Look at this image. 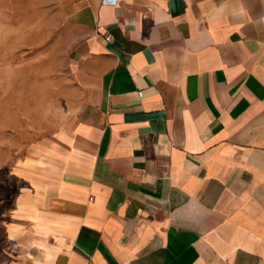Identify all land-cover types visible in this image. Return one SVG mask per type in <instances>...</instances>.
<instances>
[{"label":"crops","instance_id":"0c3cea01","mask_svg":"<svg viewBox=\"0 0 264 264\" xmlns=\"http://www.w3.org/2000/svg\"><path fill=\"white\" fill-rule=\"evenodd\" d=\"M54 2L59 87L0 67V264H264V0Z\"/></svg>","mask_w":264,"mask_h":264},{"label":"rangeland","instance_id":"374dc122","mask_svg":"<svg viewBox=\"0 0 264 264\" xmlns=\"http://www.w3.org/2000/svg\"><path fill=\"white\" fill-rule=\"evenodd\" d=\"M54 1L0 0V67L11 76L36 77L37 95L43 100L59 87L60 76L54 71L64 64L69 46ZM7 133L11 144L19 146L24 141Z\"/></svg>","mask_w":264,"mask_h":264},{"label":"built area","instance_id":"2783aa9c","mask_svg":"<svg viewBox=\"0 0 264 264\" xmlns=\"http://www.w3.org/2000/svg\"><path fill=\"white\" fill-rule=\"evenodd\" d=\"M116 0H111L112 3H114ZM147 11H149V8H147ZM105 39L108 40L109 39V35L105 36Z\"/></svg>","mask_w":264,"mask_h":264}]
</instances>
